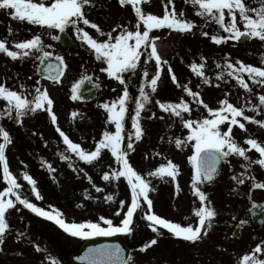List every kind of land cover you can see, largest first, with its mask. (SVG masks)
Returning <instances> with one entry per match:
<instances>
[{"label": "rangeland", "instance_id": "rangeland-1", "mask_svg": "<svg viewBox=\"0 0 264 264\" xmlns=\"http://www.w3.org/2000/svg\"><path fill=\"white\" fill-rule=\"evenodd\" d=\"M45 2L50 3L51 0H45ZM243 2L249 8L260 6L258 0H243ZM173 3L177 14L184 13L183 18L193 22L195 27L190 32H179L167 28L150 32V36L160 37L156 43L164 48L160 57L167 63L161 65L160 78L155 93L151 92L150 83H147V90L151 95L149 105L153 112L150 118L140 117L143 133L170 136L171 142L165 141L163 137L161 142L155 143L153 152L148 154L145 151L146 157L139 156L134 151L129 152L127 158L134 170L150 181L153 190L149 193L150 195L156 193L154 197L152 196V201L157 209L163 208L165 200H168L166 210L169 212L172 222L180 223L182 226L191 223L195 226L194 208L199 207L200 203L198 197L194 195L192 185L195 170L189 161V157L194 152L192 145L195 142H187L181 148L176 147L175 139L186 140L189 129L183 126L179 117L162 111L156 101L179 103L183 99L191 108L190 113L182 112L184 119L200 121L210 118V114L203 104H198L196 99L189 96L182 87H177V84L173 83L168 71L169 66L178 82L181 85H187L192 91L198 92L200 94L198 99H202L204 104L210 108L219 109L222 106L220 101L228 99L229 103L243 108L245 115L254 117L256 120H264V108L261 111L251 110L253 105L259 104L258 97L264 95V87L254 84L247 74H244L245 80L252 89V92L249 93L240 87L233 77L228 76L223 68L226 62L236 65L237 61L264 68V63H262L264 61V41H260L259 38L241 37L238 41L227 39L226 42L220 44L214 43L211 39L212 36L227 37L228 33H225L215 21L196 15V9L191 3H186L185 0H173ZM93 4V7H85V15L91 23L98 25L105 35H100L96 29L84 25L82 22L78 25L93 39L104 42L108 39L107 33H111L115 37L124 28L136 30L137 17L131 5L121 6L119 0H93ZM164 5L165 0H150V3H142L141 7L145 13L162 17L165 10ZM171 7L172 5H169V10ZM9 11L0 10V40L6 39L10 50H16L15 43L40 35L45 45L44 50L51 52L52 55L63 57L66 64L63 79L54 85H49L34 75L35 64L38 60L36 57L40 55L39 53L34 52L28 57L15 61L0 53V84H4L11 90L25 93L30 100L35 95V88L38 87L42 91L46 89L53 101L52 111L57 117V124L54 125L50 114L41 109L25 115L22 118V123L20 122L18 126L12 125L11 121L0 122V127L8 131L11 137L12 142L7 145L5 155L10 172L21 185L22 198H27L46 211H51L53 208L58 209L63 213V218L67 222L92 221L100 222L102 226L105 225L99 220L103 216L100 206L108 203V208L114 215L113 224H116L115 209L119 198L118 194H121L119 202L124 201L126 205L131 200V189L128 185L120 188L116 186L117 182H122L121 178L119 181L113 180L111 183L102 179L105 172L111 173L118 170L119 165L116 163L115 157L109 150L104 149L100 157L88 166L87 163L67 150L62 137L56 131L58 125L74 143L80 144L86 151H94L105 131L115 132V125L108 122L106 111L101 107L104 101L100 94L93 103L82 104L76 99H72V89L87 75H91L93 80L99 83L101 90L104 87L114 86L115 80L112 81L113 78L101 71L102 68L107 67L106 63L96 60L94 51L78 35L77 27L70 25L67 29L82 49L78 53L63 51L56 47L53 39L58 29L41 28L27 22H19L12 18ZM225 11L227 22L230 17L227 15V10ZM249 15L253 14L249 13ZM237 22L243 30V23L238 14ZM9 26L12 29L11 35H9ZM143 30V25H141V31ZM150 51L149 48L146 55L141 56V63L135 70L143 74L140 82L143 84L147 78L144 76L145 71L148 76L155 75L157 72L155 60L148 59ZM19 62L21 66L18 65ZM193 63H204V74L211 83H204V78L198 77L192 71L191 64ZM217 64L221 67H217ZM222 72L223 79H217V76ZM151 77L148 78V81ZM21 85L25 87L22 89ZM138 88L141 89L140 84ZM4 109L5 102L0 100V111ZM73 113L78 115L73 117ZM14 116L15 113L12 118ZM237 119L244 123L247 129L245 131L241 130L238 125L232 126V136L238 144L247 149L249 146L244 143L245 140L253 138L264 145V127L244 121L242 117ZM228 126L227 122L221 125V131H227ZM28 135H41L43 141L30 140L35 137L25 139ZM75 137L80 140H74ZM0 143H3L2 138H0ZM163 145L168 150L166 154L162 151L159 152L158 146ZM23 150H44V153H31L34 156L31 162L23 156ZM61 154L69 156V160L73 161L70 172H67L70 163H63L65 160L61 159ZM247 155L253 160L259 158V154L254 149L247 152ZM168 160L178 166L179 174L175 181L169 177L160 179L148 175L160 165L166 164ZM223 161L222 176L219 182L207 189H202L199 183L197 185L206 194L207 200L210 201L217 213L213 220L216 230L206 228L207 235L196 243L186 242L171 235V238L169 237L171 240L169 238L167 240L158 239L162 243L158 246H156L157 244L148 246L144 252L131 248L129 256L132 259L129 264H239L243 255L252 253L257 245L264 244V226L258 232L247 227L243 230L240 241L230 238V226L243 217L246 208L255 203L264 209V189L253 188L254 181L251 179V177H255V182L264 183V168L253 164L246 171L242 165L247 161L235 155L229 156ZM42 162L51 164L55 171H49L46 164ZM38 167L43 170L41 174L38 172ZM75 172L82 173L81 180L75 179ZM24 173L29 174L35 181H38L39 178L46 180L47 176H50L51 185L37 189L42 199H37L29 189L27 181L23 178ZM242 173H244L243 176ZM228 176L242 178L245 182L238 184L235 190H231L224 186V181ZM89 177H91V182ZM98 183H102V186H98L103 189L102 192H97L94 187ZM177 183L179 184L178 193ZM5 187L7 185L3 180L2 166H0V191ZM108 194L114 196V202L104 199ZM12 199L15 200V197ZM78 205L81 206L78 207ZM33 214L35 213L19 202H16L15 207L6 214L9 229L5 234L4 243L0 245V264H50L48 258H54L57 264H67V256L77 252L82 238L72 237L67 233L60 237L54 227L40 221ZM186 217L188 219H185ZM26 224L30 227L29 231L25 230ZM135 226V229H138L137 221ZM136 233L139 232L134 231L133 228L131 235ZM156 237L160 236L156 235ZM37 245L42 251H36ZM257 255L264 259V253Z\"/></svg>", "mask_w": 264, "mask_h": 264}, {"label": "snow or ice", "instance_id": "snow-or-ice-1", "mask_svg": "<svg viewBox=\"0 0 264 264\" xmlns=\"http://www.w3.org/2000/svg\"><path fill=\"white\" fill-rule=\"evenodd\" d=\"M185 2L191 3L196 9V15L215 21L225 33H228L227 37L212 36L211 39L214 43L220 44L226 42L227 39L238 41L241 37L259 38L260 41H264V0H258L260 4L258 8L247 7L243 0H185ZM119 3L121 6H132L135 16L137 17V23L135 24L136 30L132 31L124 28L115 37H113L111 33H107L108 39L104 42L93 39L88 32L78 27L82 22L84 25L96 29L100 35H105V33L100 30L99 26L91 23L85 15V7H93V0H51L50 3H46L45 0H0V10H10L9 14L13 19L19 22H27L41 28L58 29L60 32H64L70 25L77 27L78 35L82 41L87 43L94 51L96 60L106 63L107 67L102 68L101 71L106 72L109 77L116 79L121 84L125 83L123 74L134 72L141 63V56L144 55V51L150 48L151 51L148 53V59L155 60L157 72L150 78V81H146V83H150L151 92L155 93L157 90V82L160 78L161 65L166 64L167 61L162 60L156 48V40L160 39V37H152L150 36V32L164 28L179 32H190L195 25L193 22L183 18L184 13L181 12L179 15L177 14L173 0H165V10L162 17L145 13L142 10L141 4L150 3V0H119ZM169 5H172L171 10H169ZM225 10H227V15L230 17V20L227 22L225 19ZM249 13L253 15H249ZM237 14L239 15L240 21L243 23V30L238 26ZM141 25H143V31H141ZM113 31H115V29H113ZM11 34L12 29L9 26V35ZM204 34L208 35L207 33ZM53 39H58V37L54 36ZM14 48L16 50H10L6 39L0 40V53L5 54L14 61L28 57L34 52L40 54L36 58L39 59L41 63L52 56L51 52L44 50L45 45L40 35H35L31 39L23 42H17L14 44ZM55 58L59 63L55 66L49 64L45 72L47 73V78L52 79L54 82H59L66 68V64L64 63L63 57L56 56ZM201 59L203 60L204 58L202 57ZM262 63H264V61H262ZM217 67H221V65L217 64ZM223 68L228 76L233 77L237 84L249 93L252 92V89L245 80L244 74H247L248 78L251 79L254 84L264 87V68L246 65L241 61H237L236 65L231 62H226ZM53 69H55V75L52 74ZM191 69L198 77L204 78V83H211L204 74V63H193L191 64ZM168 71L171 74L173 83H176L177 87H182L189 96L196 99L198 104H203L204 108H206L210 114V118H204L200 121L184 119L182 112L190 113L191 108L183 99L179 103H161L160 101H156L162 111L169 112L179 117L183 122V126L189 129V135L186 137V140H181L179 138L175 139L174 142L176 147L181 148L187 142H195L192 145L194 152L189 157V161L195 170V177L192 185L194 195L198 197L200 201V206L194 208V215L198 218V225L194 226L189 223L187 226H182L180 223L171 222L152 211L153 201L149 198V192L153 189L150 186V181L146 180L134 170L127 158L128 152L122 147L125 130L124 121L129 99L128 90L125 88L122 96L111 103H104L101 105L108 114V122L114 123L115 132L105 131L103 133V138L97 142L94 151L89 152L84 150L80 144L74 143L69 139L58 125L56 127V131L59 133L60 137H62L63 143L67 146V150L75 154L81 161L92 164L100 157L104 149L109 150L111 155L115 157V161L120 165V168L111 173L105 172L102 179L111 183L113 180L119 181L121 177H124L131 189V202L127 206L120 226H115L112 219L103 216H101L99 220L102 221L103 225H106V227L102 226L100 222L92 221L70 223L63 218V213L58 209L53 208L51 211H46L30 202L27 198H22L20 192L21 185L10 172L5 155L7 145L12 142L11 137L8 131L0 127V138L3 140V143H0V166H2L3 180L7 185V187L0 191V245L4 243L5 234L9 229V222L6 219V214L10 209L15 207L16 202H19V204L31 210L37 216L53 221L70 236L83 239L93 236H113L118 233L131 234L134 214L142 209V202L147 205L146 210L143 212V218L150 222L149 227L154 233L161 234L159 228H163L173 237L190 243H196L207 235L205 229L212 228L213 220L217 216V213L211 206L210 201L207 200L206 194L197 186L198 182L212 181L217 172V165L222 159L226 160L232 155L241 157L244 161H247L246 164L242 165L246 171L250 169L253 164H258L264 168V145L259 143L256 139L249 138L244 142L249 146L246 149L238 144L232 136V126L234 125H238L241 130L247 131L245 124L240 122V120L237 119L238 117H242L244 121L257 124L260 127H264V120H256L254 117L245 115V110L243 108L234 106L229 103L228 99L220 101L222 106L219 109L210 108L207 104H204L202 99H198L200 95L198 92H194L187 85H181L178 82L170 66ZM144 76H148L147 71L144 72ZM217 79H223V72L217 76ZM24 87V85H21L22 89ZM78 89L79 84L73 86L72 99L74 100L79 98ZM0 100L5 102V109L0 111V117L8 116L12 118L13 113H15V118L18 122L22 123V118L28 113H34L37 110L44 109L50 114L52 123L54 125L57 124V117L52 111L53 101L49 97L46 89L42 91L38 87L35 88V95L30 100L25 93L11 90L4 84H0ZM258 100L259 104L253 105L252 111H261L262 108H264V95H260ZM149 102V93H147L144 88H141L140 99L136 101L135 116L132 122L134 133L128 136L127 149H133V135L136 140L142 138L143 129L140 124V115L146 103ZM45 104L47 105L46 109ZM72 115L76 117L78 114L73 113ZM226 122L229 125L227 131H221L220 126ZM252 149L259 154L258 159L253 160L247 155V152ZM61 159L69 160L70 157L61 154ZM42 163L46 164V162ZM46 166L49 171H55L51 164H46ZM69 167H72L71 163ZM178 174V166L171 160H168L166 164L160 165L155 171L148 173L149 176L159 177L160 179L169 177L172 181L176 180ZM241 175L243 176L244 173ZM23 178L31 185V191L35 194L36 198L42 199V196L37 190L36 181L27 173L23 174ZM234 179H237L238 184H244L245 182L242 178L234 177ZM251 179L254 181L252 185L253 188L264 189V183L255 182V177H251ZM89 181L91 182V177H89ZM176 187L178 193V183ZM96 191L102 192L103 189L96 187ZM12 197H15V200H13ZM104 199L108 202H114V196L112 194L106 195ZM119 204L120 210L115 213L117 216L121 214V211H123L125 207L124 201H120ZM79 206L81 205H78V207ZM257 207L260 206L253 203L252 208ZM185 219L188 218L186 217ZM240 223L244 224L246 221H241ZM156 243L157 240L152 239L150 244L146 245V247L155 245ZM143 250L145 249H142V251ZM36 251H42L38 245L36 246ZM93 252L95 255L92 254ZM122 252L123 250L120 249L119 246L115 248L104 247L90 250L89 254L83 259H87L88 264H129L132 258L129 256L125 259ZM260 253H264V244L257 245L252 253L243 255L239 264H264V259H261L257 255ZM48 259L50 260V264H57L54 258Z\"/></svg>", "mask_w": 264, "mask_h": 264}, {"label": "flooded vegetation", "instance_id": "flooded-vegetation-1", "mask_svg": "<svg viewBox=\"0 0 264 264\" xmlns=\"http://www.w3.org/2000/svg\"><path fill=\"white\" fill-rule=\"evenodd\" d=\"M145 55H146V51L144 52V56ZM18 65L21 66V63L19 62ZM123 75H124V78H125V83L124 84H121L119 81H117L116 79L113 78L112 81L115 80V82H116L114 84V86L111 85L110 87H104L103 90H101L100 95L103 97L104 103H111L112 101H114L117 98H119L120 96H122L124 89L127 88L128 93H129V99H128L127 112H126L125 121H124V129L125 130H124V142H123L122 147L128 153L129 152L132 153V152L136 151L139 156L146 157L145 151L148 152V154H149V152H153L154 149H155V143L161 142L163 137H164L165 141H170V139H169L170 136H157V135L151 134V133H143L142 138L140 140H136L134 135L132 136L133 149H127L126 148V145L128 143V136L130 134L134 133V129L132 128V122H133V117L135 116L136 101H138L140 99V90H139L138 86L140 84L141 88H142V85H144L145 91L147 93H149L148 90H147L148 85H147L146 81H148V78L150 76H154V75L147 76L146 80L144 81L145 84L140 83L142 78H143V74H141L140 71L127 72V73H124ZM50 85H54V84H50ZM149 96L151 98L150 93H149ZM152 112L153 111H152L149 103H146L145 108L141 112L140 117H143V119L150 118V115H151ZM106 115H108L107 112H106ZM9 120H10V118L8 116H3L0 119V122H2V121L9 122ZM129 129H130L131 132L128 131ZM33 137H35V139H30V140L36 141V142H42L43 141V139L41 138L42 137L41 135H28L27 137H25V139L33 138ZM102 137H103V135H102ZM74 140H80V139L75 137ZM138 144H140V145H138ZM137 145H138V148H137ZM40 146L42 147L43 145L41 144ZM134 147H136V148H134ZM150 147H153V148H150ZM165 147H166L165 145L158 146L159 152L161 153V151H162L164 154H166V152L168 150H166ZM31 153H34V154L35 153H37V154L38 153H44V150H36V151H34V150H32V151L23 150V156L28 161H31L32 158L34 157ZM35 157H37V155H35ZM63 163H65V164H69V163L73 164V161L65 160V162H63ZM89 165L90 164H88V166ZM119 167H120V165L118 166V169H119ZM116 168H117V166H116ZM77 169H79V168L77 167ZM70 171H71V169L69 167V169H67V172H70ZM38 172L40 174L43 172L41 167H38ZM74 177H75L76 180H81L83 175H82V173L75 172L74 173ZM121 180H122V182H120V181L117 182V184H116L117 187L120 188L122 186H127L128 185L127 184V180L124 177H121ZM45 185L46 186H50L51 185L50 176L49 175L47 176L46 180H44V178L43 179L39 178V180L36 181L37 189L43 188ZM98 186L99 187L102 186V183H98L95 187H98ZM30 189H31V185H30ZM155 194L156 193H151V195H150V193H149V198L152 200V196L154 197ZM118 196H119V198H118V200L116 202L115 213L118 210H120V205H117V204L119 203V200L121 199V194L119 193ZM130 202H131V200L125 205L123 211H121V214L119 216L115 215V217H116L115 220H117V223L114 224L115 226H120L121 220H122V218H123V216H124V214H125V212L127 210V206L130 204ZM164 203H165L164 207L163 208L161 207L160 209H157V207L153 204L152 211L155 214L159 215L160 217L165 218V219H167V220L172 222V220L170 218V214L166 210L167 209L168 200H165ZM199 203H200V201H199ZM146 208H147L146 203L142 202V209L138 210L137 213L134 214L133 224H132L131 227H132V230L134 228V231L139 232V233L132 234V235L128 234V233L115 234V235H122L123 237H125V242H126V245H127L128 249H129V251L131 250V248H135V249H137L140 252H144L145 250H147L146 245H148L152 239H157V243H156L157 245L156 246H158L160 243H162L161 241H158V239L167 240L169 237L171 238V234L166 229L159 228V226H158V228H159V232L161 234H157V233H154L152 231V229L149 227V223L150 222H148L147 220H145L143 218V212H144V210H146ZM100 211H101V213L103 211V217H105V218L113 217V218H108V219H112V220L114 219L113 212L110 211V209L108 208V203L101 205L100 206ZM136 221H137L138 229H135L136 228V226H135V222ZM196 225H198V218L197 217H196V221H195V226ZM105 227H106V225H105ZM214 227H215V224H213L212 229L216 230ZM25 230L26 231L30 230V227H29L28 224L25 225ZM156 235H158L160 237L157 238ZM170 238H169V240H171ZM142 249H145V250L142 251Z\"/></svg>", "mask_w": 264, "mask_h": 264}, {"label": "water", "instance_id": "water-1", "mask_svg": "<svg viewBox=\"0 0 264 264\" xmlns=\"http://www.w3.org/2000/svg\"><path fill=\"white\" fill-rule=\"evenodd\" d=\"M58 39H56V42L59 44L61 48L65 49H71V50H78L77 43L71 39L65 32H60L57 35ZM59 61L56 60L55 57L51 56L48 59L44 60L43 63L39 61L37 67H36V75L40 78L53 81L52 79L47 78V73L45 72V69H47L48 65L51 64L53 66L57 65ZM53 75H55V69H53ZM99 85L92 81L91 76H87L83 79V81L79 84L78 89V95L79 101L82 102H91L95 99L97 94L99 93ZM18 121L15 119L14 123L16 124ZM221 162L217 165V172L212 181H204L200 183L203 187H207L212 185L219 177L220 171H221ZM227 186H232L235 184V180L233 178H228L225 183ZM247 214L250 217V221L254 227V230L259 231L263 224H264V214L263 212L257 207L252 208V206L247 210ZM239 221L235 228L232 231L231 237L235 238L236 240H239L241 237V230L245 226L244 224L240 223ZM116 246H119L120 249L123 250L122 255L125 259H127L128 256V250L125 247L124 239L122 237H99V238H92L86 240L79 248L78 253L71 254L68 256V264H88L87 259L85 258L90 250L95 249H101L104 247L109 248H115ZM95 255V253H92Z\"/></svg>", "mask_w": 264, "mask_h": 264}, {"label": "bare ground", "instance_id": "bare-ground-1", "mask_svg": "<svg viewBox=\"0 0 264 264\" xmlns=\"http://www.w3.org/2000/svg\"><path fill=\"white\" fill-rule=\"evenodd\" d=\"M156 48H157L158 54L161 55L164 48L158 44L156 45Z\"/></svg>", "mask_w": 264, "mask_h": 264}]
</instances>
